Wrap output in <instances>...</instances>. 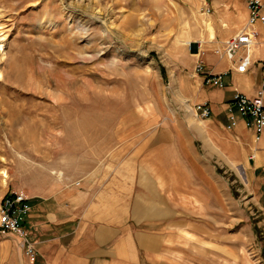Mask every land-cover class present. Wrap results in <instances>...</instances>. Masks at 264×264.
<instances>
[{
  "label": "rangeland",
  "instance_id": "1",
  "mask_svg": "<svg viewBox=\"0 0 264 264\" xmlns=\"http://www.w3.org/2000/svg\"><path fill=\"white\" fill-rule=\"evenodd\" d=\"M211 1L0 0V197L81 178L147 130L201 125L183 95L200 77L194 62L209 69L227 31ZM186 159V174L197 176L187 191L212 170L219 195L216 205L212 196L194 200V213L188 205L172 225L187 229L185 264H264V215L249 185L215 161ZM0 264L40 262L21 237L0 230Z\"/></svg>",
  "mask_w": 264,
  "mask_h": 264
},
{
  "label": "crops",
  "instance_id": "2",
  "mask_svg": "<svg viewBox=\"0 0 264 264\" xmlns=\"http://www.w3.org/2000/svg\"><path fill=\"white\" fill-rule=\"evenodd\" d=\"M211 5L227 29L218 30V50L243 24L246 8L244 0H212ZM239 56L245 57L243 72L232 68ZM210 58L212 73L226 72L223 87L202 85L198 77L187 80L183 95L190 108L208 104L207 117L189 112L201 120L200 129L181 122L176 128L139 133L103 154L81 178L52 181L46 192L26 196L29 210L21 227L26 236L32 228L33 254L40 264H185L187 229L172 225L184 221L188 205L194 213V200L202 205L212 196L216 205L219 195L218 175L212 170L187 191L186 183L197 177L186 174L187 153L197 163L215 161L236 173L264 215V128L255 137L240 117L228 126L225 109L233 91L252 96L259 87L264 44L257 37L251 49L236 50L232 60L219 58L216 51ZM262 99L264 103V94Z\"/></svg>",
  "mask_w": 264,
  "mask_h": 264
},
{
  "label": "built area",
  "instance_id": "3",
  "mask_svg": "<svg viewBox=\"0 0 264 264\" xmlns=\"http://www.w3.org/2000/svg\"><path fill=\"white\" fill-rule=\"evenodd\" d=\"M246 8V18L239 29L225 38L218 50L217 56L227 60L234 58V53L238 49L249 50L256 43V38L260 37L264 44V0H244ZM204 13L210 9L204 7ZM257 25L262 27V31L257 30ZM246 57V55H245ZM245 57L236 58V64L232 66L235 71L243 72L246 69ZM231 68V69H232ZM194 74H198L204 85L212 87H223V76L226 72L212 73L203 66L202 61L196 60L192 66ZM261 83L252 96H247L239 91H233L229 100L225 104L228 126L235 124L236 117L243 119L245 125L249 127L254 136L258 137L264 128V58L261 60ZM192 112L199 118L207 117L210 109L207 103H194ZM28 198L20 192L5 193L0 198V230L21 237L23 246H26V254L31 255L32 247L25 238V233L21 227V222L29 210Z\"/></svg>",
  "mask_w": 264,
  "mask_h": 264
},
{
  "label": "bare ground",
  "instance_id": "4",
  "mask_svg": "<svg viewBox=\"0 0 264 264\" xmlns=\"http://www.w3.org/2000/svg\"><path fill=\"white\" fill-rule=\"evenodd\" d=\"M204 16V15H203ZM2 41V40H1ZM190 110V109H189ZM192 115V114H191ZM192 121H194V120H192ZM198 125H196V127H197ZM6 178V177H5ZM57 178H59V177H57Z\"/></svg>",
  "mask_w": 264,
  "mask_h": 264
}]
</instances>
